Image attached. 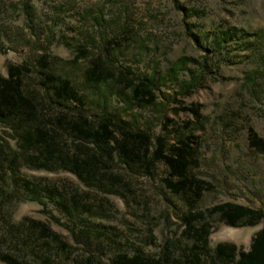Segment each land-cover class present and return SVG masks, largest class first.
Here are the masks:
<instances>
[{"label":"rangeland","instance_id":"rangeland-1","mask_svg":"<svg viewBox=\"0 0 264 264\" xmlns=\"http://www.w3.org/2000/svg\"><path fill=\"white\" fill-rule=\"evenodd\" d=\"M101 8L107 24L95 26L97 41L92 42L88 34L94 20L80 16ZM263 27L264 0H0V73L5 77L9 66L23 64L31 70L27 81L36 85L44 72L53 71L93 100L86 71L99 57L116 73L131 70L140 79L154 72L163 77L182 55L198 60L181 72L180 83L159 84L155 106L129 110L115 94L109 112L172 143L193 121L188 110L197 107L201 123L193 136L199 164L193 173L213 188L194 202L167 190L162 165L146 172L117 158L107 172L120 183L86 184L63 169L33 167L27 155L15 153L21 149L18 136L0 123V264H82L90 253L68 228L90 229L96 248L102 247L94 253L104 263L121 253L158 257L167 245L184 257L192 244L184 220L188 212L207 213L226 202L264 211V155L249 147L251 130L264 139V73L245 86L256 54L241 42L223 53L209 46L216 30L254 33ZM193 34L210 35L205 49L197 47ZM83 46L91 54L72 63ZM196 77L197 85L184 91L183 82ZM89 109L101 113L93 101ZM50 111L45 115H59ZM74 198L78 205L71 204ZM208 221L211 248L228 242L248 251L262 228V223L231 227L217 215Z\"/></svg>","mask_w":264,"mask_h":264},{"label":"trees","instance_id":"trees-1","mask_svg":"<svg viewBox=\"0 0 264 264\" xmlns=\"http://www.w3.org/2000/svg\"><path fill=\"white\" fill-rule=\"evenodd\" d=\"M90 16L95 25L88 34V40L96 42L98 32L95 26L103 29L107 21L103 8L85 10L80 17L85 20ZM191 37L201 49H205L203 44L210 41L208 34H193ZM237 42H241L240 46L250 51V54H256V67L245 76V86L253 85L257 77L264 73V27L254 33L236 28L216 30L209 46L214 52L223 53L230 51ZM89 54L91 51L83 46L72 63H77L81 57ZM191 64H199V61L182 55L172 63L163 77L158 78L154 72L148 78L140 79L131 70L116 73L111 63L99 57L86 71L87 84L95 97L93 100H89L70 79L53 71L44 72L38 84L33 85L27 81L31 73L28 66L12 65L8 68V76L0 73V123L18 136L16 140L21 149L15 153L27 155L29 163L37 169H63L84 183L93 185L100 184V180L112 184L121 182L119 177L107 172L116 158L126 165L143 168L146 172L160 164L167 172L163 180L167 190L175 196H187L196 202L204 191L213 190L209 183L193 173L199 164V146L193 130L201 123L200 110L197 107L188 110L192 113L193 121L181 128L172 143L162 136L154 138L149 131L137 128L133 123L109 112L111 98L115 94L123 98L129 110L155 106L158 100L155 90L159 84L180 83L181 72L188 70ZM198 79L196 77L183 82V90L193 89ZM91 101L97 109H101V113L91 112ZM50 110L57 111L59 115H45ZM64 138L71 142L63 141ZM249 147L264 155V139L252 130ZM17 155L13 156L14 160H19ZM1 169L4 166L1 165ZM14 169L16 172L18 168ZM73 201L70 200L72 205H78L76 198ZM40 203L46 206L42 201ZM42 213L59 221L48 209H43ZM215 215L231 227L262 223L248 251L228 242L209 247L212 226L208 216ZM184 220L187 223L186 234L192 240L191 246L185 249L184 257L176 256L175 248L167 245L158 257L121 253L110 263L102 262L95 255L94 252H102V247L99 244L96 248L90 229H68L74 241L90 253L82 264H264V211L226 202L215 205L207 213L190 211ZM149 237V242L153 243L154 237Z\"/></svg>","mask_w":264,"mask_h":264}]
</instances>
